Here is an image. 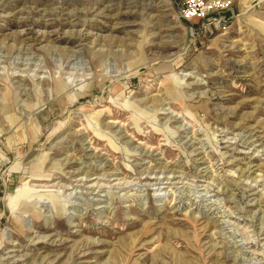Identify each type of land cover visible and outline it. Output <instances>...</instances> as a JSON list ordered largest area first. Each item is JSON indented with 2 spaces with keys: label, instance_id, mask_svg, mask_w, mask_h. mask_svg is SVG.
<instances>
[{
  "label": "rangeland",
  "instance_id": "rangeland-1",
  "mask_svg": "<svg viewBox=\"0 0 264 264\" xmlns=\"http://www.w3.org/2000/svg\"><path fill=\"white\" fill-rule=\"evenodd\" d=\"M0 0V264H264V0Z\"/></svg>",
  "mask_w": 264,
  "mask_h": 264
},
{
  "label": "built area",
  "instance_id": "built-area-1",
  "mask_svg": "<svg viewBox=\"0 0 264 264\" xmlns=\"http://www.w3.org/2000/svg\"><path fill=\"white\" fill-rule=\"evenodd\" d=\"M231 4V0H184L180 10L181 18H203L209 13L226 9Z\"/></svg>",
  "mask_w": 264,
  "mask_h": 264
}]
</instances>
